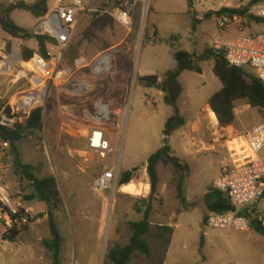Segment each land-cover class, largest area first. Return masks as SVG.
<instances>
[{"label": "rangeland", "instance_id": "rangeland-1", "mask_svg": "<svg viewBox=\"0 0 264 264\" xmlns=\"http://www.w3.org/2000/svg\"><path fill=\"white\" fill-rule=\"evenodd\" d=\"M21 1L30 4L34 0H0V3L8 6ZM84 1L89 2L91 8L106 13L112 11L119 0ZM252 1L155 0L150 10L142 4L138 6L131 33L115 22L112 28L97 33L90 41L84 39V34L93 16L83 21L68 50L65 67H75L76 61L72 60L75 50L79 54L77 60L84 59L89 64L100 54L109 52L113 59L110 73L97 76L93 67L84 68L69 82L47 83L46 99L38 106L44 109L43 131L25 130L23 138L15 144L20 162L35 167L34 174L38 178L54 176L58 181L63 201L55 214L64 238L62 264H109L110 249L129 243V224L141 220L143 214L139 211L144 212L149 204L152 205V232L146 239L151 254L136 253L129 264H264V233L257 225L250 232L208 228L203 201V196L222 172V162L229 159L226 149L216 144L214 150L210 143L218 138L224 141L244 136L264 122V110L252 109L246 101L237 102L234 125L222 127L208 106L224 87L214 73L215 62L201 63L202 74L185 72L181 75L184 92L179 109L186 126L169 138L168 145L172 155L190 166L185 185L189 205H182L177 198L174 169L162 164L158 166L160 184L156 198L150 203L151 185L146 166L149 158L164 145L166 123L174 115V109L165 104L159 89L145 87L139 82L140 77L152 75L163 80L169 71L176 69L175 51L201 55L206 49H214L216 41H235L239 37L263 33L264 23H258L247 12L239 15L242 20L233 26L220 28L218 25V11L249 9ZM53 6L51 1L49 9ZM208 13L213 16L207 18ZM193 16L198 20L196 30ZM11 17L18 26L33 33L41 23V19L23 11H15ZM156 29L159 35L154 38ZM147 37H151V42ZM34 41L36 47L27 48L24 40L12 38L1 30L0 53H11L16 44L24 59L27 51H39L38 42ZM107 47L109 49L105 50ZM1 74L0 91H7L11 88V78ZM80 83H87L89 91L75 93ZM19 90L14 87L6 101L13 98L12 102L17 103L20 93H29L26 83L20 85ZM100 99L120 115L115 127L93 120L95 103ZM98 126L107 129V135L122 151L120 179L123 173L136 169L133 183L141 185L142 195L118 193L115 202L109 203L110 193H99L93 188L94 179L104 168L98 160L86 155V136L91 128ZM238 131L246 133L239 135ZM1 179L9 187L10 195L24 207L32 208V224L43 216L44 210L48 211L47 205L39 200H28L34 192L32 184L15 166L9 144L0 141ZM147 185L150 188L147 189ZM38 226L41 230L38 228L25 235V241L37 242L39 236L49 233L47 221L40 219ZM163 227H170L173 233ZM1 239L0 235L2 249ZM26 261L30 260L26 258Z\"/></svg>", "mask_w": 264, "mask_h": 264}, {"label": "built area", "instance_id": "built-area-1", "mask_svg": "<svg viewBox=\"0 0 264 264\" xmlns=\"http://www.w3.org/2000/svg\"><path fill=\"white\" fill-rule=\"evenodd\" d=\"M20 1V0H17ZM155 0H119L117 6L106 12L114 21L129 33L134 27L135 13L139 5L150 10ZM84 0H57L48 14L41 20L46 23L47 31L36 32L40 36H48L51 41L46 44L45 55L34 52L29 61H24L21 49L13 44L11 53H0V73L11 78V88L0 91V125L15 129L23 125L31 112L44 102L47 94V83L69 82L77 71L93 67L97 76L110 73L113 66L109 52L100 54L92 64L84 59L76 60L75 67H65V58L73 38L83 21L99 13ZM253 18L264 19V3L253 4L247 11ZM239 15L221 14L218 17L220 28H227L240 22ZM130 49V45L126 43ZM215 50L225 53L226 61L232 68L250 70L264 83V32L250 37H239L235 41H216ZM30 65L26 68L23 64ZM26 83L29 93L18 94L17 103L6 99L9 92ZM20 91V90H19ZM89 91L87 83H80L75 93ZM6 92V93H4ZM37 97L29 104L30 97ZM96 116L93 120L100 125L116 126L119 114L111 111L102 99L95 103ZM102 126L91 128L86 136V155L98 160L104 170L94 179L93 188L99 193H110L111 203L115 202L118 193H122L120 172L122 151L107 135ZM240 156L244 157L242 165L222 166L219 178L212 185V191L220 192L230 199L232 210L225 213H209L205 218L208 228L231 232H250L254 225L264 233V122L244 136ZM7 145V144H4ZM234 152H238L236 149ZM239 153V152H238ZM112 211V209H111ZM30 209L9 194V187L0 180V235L4 237L15 228L29 226L33 222Z\"/></svg>", "mask_w": 264, "mask_h": 264}, {"label": "trees", "instance_id": "trees-1", "mask_svg": "<svg viewBox=\"0 0 264 264\" xmlns=\"http://www.w3.org/2000/svg\"><path fill=\"white\" fill-rule=\"evenodd\" d=\"M262 0H253L251 5L256 4ZM49 0H37L36 2L29 4L24 1L13 3L11 5H4L0 3V28L8 36L21 39L24 41L37 40L39 45V52L45 55L46 44L51 41L48 36H40L35 32L27 31L18 26L11 18V14L15 11H23L29 13L36 19H43L49 12L48 7ZM192 3V1H190ZM118 4V3H117ZM117 6V5H116ZM248 11L246 9H230L224 8L218 11L216 14H229V15H243ZM215 14V13H214ZM213 16V13H208L207 18ZM258 23H264V19L253 18ZM198 20L193 16V27L196 30V24ZM114 19L110 17L103 10L99 13H95L92 17L91 24L84 34V39L87 41L96 37L97 33H103L108 28L114 26ZM159 35L158 31H154V38ZM151 42V37H147ZM107 47L105 50H108ZM33 51H27L24 57V61H29L33 56ZM67 56V55H66ZM174 56L178 62L176 69L169 71L164 79L161 80L159 76H144L139 78V82L148 88H157L164 93V102L166 105L174 109V115L169 118L166 123L164 131V145L154 155H152L147 163L146 169L150 177L151 193L150 203L156 198L158 186L160 184V177L158 166L160 164L164 166H171L174 169V173L177 176L176 188L177 198L179 202L187 206V200L185 198V185L190 176V166L187 163L174 155L168 145L169 138L178 131L182 130L186 126V119L183 117L179 109V101L183 94V86L180 82V77L184 72H195L202 74V68L200 66L203 62L214 61V73L217 78L223 83L224 87L216 94L210 101L214 114L217 115L219 123L222 127H230L235 123V104L240 101L248 102V105L252 109L264 110V83H262L251 71L248 69L232 68L228 65L225 57V53L222 50L206 49L201 55L192 54L186 51H175ZM79 58L78 51H74L72 60L73 62ZM66 60V58H65ZM44 109L39 107L31 112L29 119L24 125L18 126L15 129H9L0 125V141L4 144H9L14 154V164L16 167L22 170L24 177L32 184L33 193L28 197L29 201L39 200L48 207L47 221L50 231V238L43 241L45 249L52 254V264H62L61 252L64 243L63 236L61 234L56 212L61 209L62 195L59 189V184L54 176L46 177L43 179L38 178L34 173L37 171L35 167L31 165H25L20 162L19 152L16 148V143L23 138L21 129L26 131H43L44 129ZM136 169L131 172L123 173L120 179V185L125 186L132 184L134 181V173ZM211 194L205 197V204L209 206L211 211L216 213H225L232 210V204L228 196L214 192L211 189ZM220 196L218 199H212V197ZM214 200H216L214 202ZM214 202V203H212ZM152 212V205L146 208L143 214V218L136 222L129 224L131 230V238L129 243L122 245H115L110 249L107 255V261L109 264H129L133 255L140 253L142 255H150L151 247L146 237L152 232V223L150 216ZM45 215L41 218H43ZM40 218V217H38ZM206 218V217H205ZM32 225V224H31ZM31 225L15 228L3 237V241L17 242L23 233L29 231ZM165 231L173 233L170 227H163Z\"/></svg>", "mask_w": 264, "mask_h": 264}, {"label": "crops", "instance_id": "crops-1", "mask_svg": "<svg viewBox=\"0 0 264 264\" xmlns=\"http://www.w3.org/2000/svg\"><path fill=\"white\" fill-rule=\"evenodd\" d=\"M36 1L37 0H34L32 3L36 2ZM51 1H53L54 4H55L57 0H49V2H48V7L49 8H50ZM32 3H30V4H32ZM0 32H1V29H0ZM23 43H24V45L27 48H35L36 45H37V43L34 41V39L25 41ZM4 76H7V75H4ZM180 82H181V77H180ZM9 84H10V81H9ZM21 85L24 86V83H22ZM183 92H184V88H183ZM161 94L164 97V93L162 91H161ZM237 133L240 135V134H245L246 132H239L238 131ZM210 144L212 146L211 148L214 149V150L216 148L214 145L217 144V145H220V147L222 149H226L228 151L229 159L228 160L226 159L224 162H222V164L220 166L221 170H222V166L225 165V164H229L231 166H237V165H242V164L245 163V160L243 159L244 157L238 155V154L242 153L241 151H238V148H240L239 145L242 144V142L240 141L239 137L235 136L234 138H231V139H228V140H224V141H222L221 138H218V139H215V141L210 143ZM204 147L206 149H209L206 145H204ZM235 149L239 153L238 152L235 153L234 152ZM263 154H264V152H263ZM220 175H221V171H220L219 176ZM219 176L217 178H219ZM213 183L211 184V186L209 187L208 191L203 196V201H205V197L207 195L211 194L210 192H211ZM122 193L126 194L124 192H122ZM9 194H10V192H9ZM126 195H130V194H126ZM11 196L13 197V195H11ZM134 196H136V195H134ZM219 197L220 196L217 195L216 197H212V199H218ZM13 198L16 199L15 197H13ZM215 201L216 200H214V202ZM214 202H212V203H214ZM193 204H195V203H193ZM187 205H189L188 202H187ZM204 207H205V211H206L205 212V217L209 213L213 212V211H211V209L209 208V206L207 204H204ZM46 208H47V206H46ZM28 209L31 210L32 208L28 207ZM43 213H44L45 216L43 218L36 219V222L31 225L29 231L26 232V233H23L20 236V238L18 239L17 242H8V241H3L1 239V242L3 244H1L2 249L0 248V261H3V264H35V263H38V264H52L53 260L50 258L51 253H49L45 249V247L43 246V241L44 240H48L50 238V231H49L48 234H43L42 236H39L37 242H35L34 240H31V239L29 241H25V239H24V236L29 234L30 232H33V231L35 232L38 228H39V230H41V227L38 226L39 225V221H40V219L47 221V215H46L47 210H44ZM26 258L28 260H30V261L27 262Z\"/></svg>", "mask_w": 264, "mask_h": 264}, {"label": "bare ground", "instance_id": "bare-ground-1", "mask_svg": "<svg viewBox=\"0 0 264 264\" xmlns=\"http://www.w3.org/2000/svg\"><path fill=\"white\" fill-rule=\"evenodd\" d=\"M26 68H30V65L28 64H23ZM2 64H0V70H1ZM37 99V97H30L28 100V103L30 104L32 102L33 99ZM213 118L216 119V115L213 113L212 114ZM240 148H238V151H241V146L239 145ZM146 188H150L149 185L146 186ZM146 191V190H145ZM122 192L126 193V194H130V195H136V196H140L142 195V187L141 185H137L135 183L129 184V185H125L122 187Z\"/></svg>", "mask_w": 264, "mask_h": 264}, {"label": "water", "instance_id": "water-1", "mask_svg": "<svg viewBox=\"0 0 264 264\" xmlns=\"http://www.w3.org/2000/svg\"><path fill=\"white\" fill-rule=\"evenodd\" d=\"M47 25L46 23L41 22L35 29V32H40V31H47ZM25 129H21V134L23 135V132Z\"/></svg>", "mask_w": 264, "mask_h": 264}]
</instances>
